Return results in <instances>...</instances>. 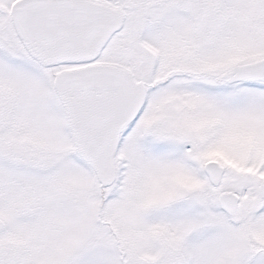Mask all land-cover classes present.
Returning a JSON list of instances; mask_svg holds the SVG:
<instances>
[{"label":"snow or ice","instance_id":"6c2138e0","mask_svg":"<svg viewBox=\"0 0 264 264\" xmlns=\"http://www.w3.org/2000/svg\"><path fill=\"white\" fill-rule=\"evenodd\" d=\"M0 264H264V0H0Z\"/></svg>","mask_w":264,"mask_h":264}]
</instances>
